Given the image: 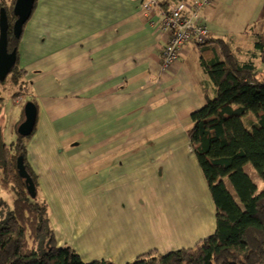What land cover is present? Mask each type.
<instances>
[{"label": "crops", "instance_id": "1", "mask_svg": "<svg viewBox=\"0 0 264 264\" xmlns=\"http://www.w3.org/2000/svg\"><path fill=\"white\" fill-rule=\"evenodd\" d=\"M146 1L38 0L17 50L23 74L12 80L23 91L14 97L30 95L37 108L26 160L57 246H72L85 262L127 264L156 249L194 247L216 230L188 130L192 114L215 97L201 60L217 49L190 42L165 67V11H145ZM190 17L211 41L229 43L241 62L264 70L255 52L264 0H211ZM3 113L0 98V123ZM4 144L14 146L0 138ZM204 203L213 218L205 224Z\"/></svg>", "mask_w": 264, "mask_h": 264}, {"label": "trees", "instance_id": "2", "mask_svg": "<svg viewBox=\"0 0 264 264\" xmlns=\"http://www.w3.org/2000/svg\"><path fill=\"white\" fill-rule=\"evenodd\" d=\"M9 1L0 0V9L8 14L12 52L18 50L23 35L17 38L13 33L16 0ZM155 2L165 14L170 12L172 4ZM257 37L255 52L264 66V34ZM208 44L217 49L216 57L203 56L201 65L216 94L207 96V105L192 114L188 136L215 205L216 230L194 247L166 254L150 251L127 264H264V185L260 189L245 171L251 165L264 184V70L254 62H241L222 40L210 38L196 45ZM19 61L17 52L13 79L23 74ZM25 143L19 139L14 146L0 148V191L8 188L15 196L8 212H0V264H116L105 259L85 262L72 246H57L48 205L38 196L31 198L18 175L17 159L23 156L37 186ZM3 204L0 197V208Z\"/></svg>", "mask_w": 264, "mask_h": 264}, {"label": "water", "instance_id": "3", "mask_svg": "<svg viewBox=\"0 0 264 264\" xmlns=\"http://www.w3.org/2000/svg\"><path fill=\"white\" fill-rule=\"evenodd\" d=\"M36 0H16L14 16L17 18L13 25V33L19 38L23 35L24 26L29 22L35 9ZM9 20L5 8L0 9V81H5L12 73L17 63V49L9 52ZM37 121V108L33 102H28L25 107V121L19 126L18 133L21 137H29L33 134ZM17 171L21 180L25 183L27 192L31 198L38 196L37 186L25 167L24 158L17 159Z\"/></svg>", "mask_w": 264, "mask_h": 264}, {"label": "rangeland", "instance_id": "4", "mask_svg": "<svg viewBox=\"0 0 264 264\" xmlns=\"http://www.w3.org/2000/svg\"><path fill=\"white\" fill-rule=\"evenodd\" d=\"M10 2H11V0L9 1V3ZM244 47H245V45H244ZM17 76H19V75H17ZM12 78H13V76L10 75V76H8L7 80H5L3 82L0 81V96H3L0 98H2V100H3V107H4V113H3L4 115L2 118V122L0 123V138L3 142H5L9 146L17 143L19 139H22L24 141H27V139H28L27 137L24 138V137H21L19 135L18 128L22 124V122L24 121L25 107H26L27 103L29 102V100H31L30 95H27V96L25 95V97H23V98L22 97H14L15 92L23 91V87L15 84L13 82ZM14 79H16V78H14ZM249 119L250 118H248V120ZM248 169L250 170L252 176L257 180V183L259 184L260 189H262L264 184H263L262 180L259 178L256 171L253 169V167L251 165H249ZM1 172L2 171L0 168V178H2ZM230 190L234 194V190L231 188H230ZM7 191H8V188H7ZM7 191L6 190L4 191L3 189H1V191H0V197H1L2 204L4 202H6V205L3 204L2 207L0 208V212H3L4 215L8 212V209L12 207L13 200L15 198V196L12 193L7 192ZM181 200L183 202V199H181ZM38 201H43L41 199L40 192L38 194ZM211 203L213 205V202H211ZM189 204L190 205H188V208L183 213L184 219L187 221H189L190 218H193L192 217V215L194 213L192 211L193 199H189ZM204 205H205V203H204ZM209 206H211L210 203H208L204 206L206 213L202 218L203 224H205L207 222L210 223L211 221H213V218L211 216L212 212H211V209ZM184 208L185 207H183V209ZM48 209H49V207H48ZM49 211H50V209H49ZM214 216H215V214H214ZM191 223H193V221ZM215 223H216V221H215ZM206 230H208V228L206 227V225H204V229H201L200 231H198L196 233L199 237L202 234H203V236H205L204 234L207 233ZM105 260H109V259L106 258Z\"/></svg>", "mask_w": 264, "mask_h": 264}, {"label": "built area", "instance_id": "5", "mask_svg": "<svg viewBox=\"0 0 264 264\" xmlns=\"http://www.w3.org/2000/svg\"><path fill=\"white\" fill-rule=\"evenodd\" d=\"M211 4V0H193V2H178L169 13L165 14L164 28L170 33V40L163 52L164 66H171L178 60L181 49L190 42L201 45L211 38V31L203 24L194 22L191 11H196ZM156 6L153 0L146 1L145 11H151ZM190 11V14H188Z\"/></svg>", "mask_w": 264, "mask_h": 264}]
</instances>
